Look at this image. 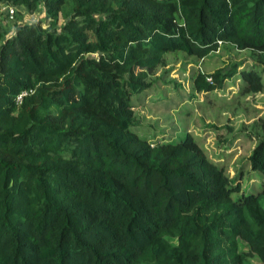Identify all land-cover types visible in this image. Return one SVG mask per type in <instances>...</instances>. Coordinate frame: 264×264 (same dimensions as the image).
<instances>
[{"label":"trees","instance_id":"1","mask_svg":"<svg viewBox=\"0 0 264 264\" xmlns=\"http://www.w3.org/2000/svg\"><path fill=\"white\" fill-rule=\"evenodd\" d=\"M65 1L12 0L53 18ZM71 1L59 30L0 42V264H264V137L247 158L259 188L238 192L192 133H139L131 100L166 52L264 55V0Z\"/></svg>","mask_w":264,"mask_h":264},{"label":"rangeland","instance_id":"2","mask_svg":"<svg viewBox=\"0 0 264 264\" xmlns=\"http://www.w3.org/2000/svg\"><path fill=\"white\" fill-rule=\"evenodd\" d=\"M15 14L6 19L0 14L1 42L16 29L35 25L44 30H59L72 12V1L66 0L55 18L43 2L34 7L14 3ZM235 65L232 75L221 88L209 91L193 89L196 72L225 71ZM257 78L247 82L246 74ZM147 91L134 92L131 100L135 128L152 141H176L186 132L192 133L206 155L223 166L241 191H256L261 173L250 168L247 160L256 142L264 137V55L258 51L238 49L221 42L217 49L203 58L181 50L169 51L147 79ZM260 82V83H259ZM240 174V175H239ZM240 245L250 248L244 242ZM251 260L257 258L250 253Z\"/></svg>","mask_w":264,"mask_h":264},{"label":"built area","instance_id":"3","mask_svg":"<svg viewBox=\"0 0 264 264\" xmlns=\"http://www.w3.org/2000/svg\"><path fill=\"white\" fill-rule=\"evenodd\" d=\"M3 12V17L6 19L13 18L15 14V7L13 4H4L2 1H0V14ZM0 42H1V36H0ZM28 91H31V89H24L20 91L15 99L17 102H20L22 100V97L28 93Z\"/></svg>","mask_w":264,"mask_h":264}]
</instances>
